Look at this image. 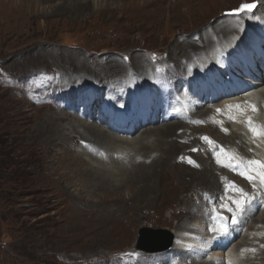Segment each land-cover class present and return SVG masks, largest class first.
I'll use <instances>...</instances> for the list:
<instances>
[{
  "label": "rangeland",
  "instance_id": "374dc122",
  "mask_svg": "<svg viewBox=\"0 0 264 264\" xmlns=\"http://www.w3.org/2000/svg\"><path fill=\"white\" fill-rule=\"evenodd\" d=\"M262 1L0 0V264H172L173 261L175 264H194L189 254L173 248L177 242L176 232L189 216L187 209L196 201V206H199L201 199L206 200L208 195L214 196V189L209 185H199L195 192L188 191L186 184L179 182L174 175L173 179L165 178L169 190L162 195L155 192L151 205V202L145 205L143 200L138 203L137 199H131L130 195H136L137 188L130 190L123 187L118 195H100V192L94 194L93 188L82 189V185L78 187V191H75L76 188L67 189L66 184H72L75 177L63 163L64 160L61 162V159H56L55 154L60 153L65 146L73 153L81 148V143H76L74 148L76 141L70 139L63 143L64 146L54 147L50 151L46 143L48 139L39 131V124L40 121L48 120L47 118L53 120L56 116L61 117V111H65L63 107L66 108L75 100L77 107L79 106L75 114H79L83 107L78 103L80 96L68 91L76 87L81 91L88 84L94 87H98L99 83L109 84V79L98 77L112 63L120 67H113L114 69L107 70L108 73L117 71L122 76L129 73L133 77L134 70L143 72L150 67L152 75L158 72V77H163L166 74L177 84L196 74L195 69L188 71L184 65L190 63L189 60L202 61L206 55V50L200 56L196 51L194 54L188 49L184 54L187 55L190 51L189 56L183 58L177 45L193 41L198 34L202 36L225 21L233 25L239 19L248 21L246 25L256 29L264 38V13L258 12V16L247 10L240 11L244 4L254 3L258 6ZM223 45L227 48L232 43L228 40ZM79 63L85 67L82 69ZM257 63L264 70L259 56ZM256 74L263 82L264 74ZM153 77L155 76H151L146 83L149 84L151 80L155 82L157 78ZM97 94L98 92L96 96L99 97ZM106 94L107 90L103 88L100 98H105ZM93 96L84 95L94 101L96 97ZM100 98L95 100L96 110L100 105ZM228 100L220 99L219 107ZM83 104L85 109L87 102L83 101ZM97 111L94 112V120L98 118ZM90 114L94 117L92 112ZM221 119L222 117L215 116L213 120H217L224 137L230 136L228 128L220 127ZM198 123L205 126L204 122ZM156 126L160 125H151L148 128L153 129L147 131L161 129ZM210 130L198 128V134H204L201 137L202 143L211 145L222 142L223 148L233 150L241 158L249 151L248 146L236 147L228 141L230 137L217 138ZM87 145L85 144L86 147ZM78 153L87 162L92 160L88 152L79 150ZM188 154L183 160L189 163L191 170L201 172V159L192 153ZM136 155L128 154L124 164L136 163ZM182 165L184 166L183 162ZM61 173H65L66 177L61 179ZM118 178L123 180L120 176ZM197 182L199 183L198 180ZM158 187L156 184L155 189ZM220 187L221 184L217 181V188ZM227 187L239 192L236 181L228 182ZM187 189L190 190L191 187ZM177 196L182 202L176 201ZM190 198L193 202L188 208L181 205L188 203ZM73 204L75 207L71 211ZM225 205L223 204L224 207ZM120 206L126 208L123 209L125 215H120ZM217 209L216 207L215 210ZM74 210L81 215L78 213L80 216L76 217ZM72 214L74 215L71 216ZM260 215L262 212L257 211L245 219L258 220ZM223 217L217 221L223 227H228L224 221H228L230 217ZM208 224L209 228H213L212 220ZM233 224L230 223L232 227ZM142 228L146 230V238L149 239L155 237L153 231L162 230L163 233L158 234V242H166L169 235H173V247L156 254L140 253L136 250V245ZM247 234L251 237L248 238V245L235 251L245 254L240 255L238 262L246 260L245 252L256 255L264 248V224L261 223L253 228L244 225L229 248L245 240ZM219 251L223 252V260L228 264L226 256L230 251ZM212 253L214 250L210 252ZM210 256L212 255L203 258L209 260ZM231 256L237 257L234 253Z\"/></svg>",
  "mask_w": 264,
  "mask_h": 264
},
{
  "label": "bare ground",
  "instance_id": "6f19581e",
  "mask_svg": "<svg viewBox=\"0 0 264 264\" xmlns=\"http://www.w3.org/2000/svg\"><path fill=\"white\" fill-rule=\"evenodd\" d=\"M259 4L260 5L253 11L248 12L256 15H258V12L264 13V9L262 8V6H264V0ZM62 6L63 5H61V7ZM67 8L68 7H66V9ZM228 20L233 21V19ZM246 24H248V21H243L242 19L235 20L233 24L235 27L234 30L232 23L225 21V23L215 27L210 32L204 35L202 34V36L198 34L196 39L186 42L196 45L202 44L204 45L203 47H197L193 44L186 43L182 46L177 45V49L179 48L183 58L189 56L188 54L190 51L187 55L184 54L188 49L193 51L194 54L196 51L200 56L201 53H204V50H206V55L202 61L197 59L189 60V64L184 63L186 64L184 67H186L188 71L195 69L194 71H196V74L192 77H186V80L185 78L182 79L180 83L174 84L171 89L173 91L171 92L173 102L174 100H183L182 104L185 109L184 117L176 118L169 122H163L162 125L156 126L161 127V129L147 131L153 129L148 128V126L152 124L149 119L150 116L146 115L145 117L149 123L147 125L143 124L144 122L140 121L138 118V112L143 105V98L146 97V91H154L152 87L147 88L146 85V82L151 76H155V74L152 75L153 73H150L151 68L148 67L143 72L137 71L136 69L133 71V77H130L128 75L129 73L126 76H122L119 71V73H117V71L108 73L107 70L113 67H120L114 66L115 63L106 66L108 68L104 70L105 72L103 74H99L98 77L100 79H109V84L99 83L100 85L98 87L88 84L84 85L81 91L79 87L75 89L72 88L68 91V93L73 92L74 94H79L81 106L84 107L83 101L87 102V106L83 110L84 117H82L80 113L75 114V110L77 109L72 102L70 105L66 106V108L63 107L65 111H61L63 114L61 117L56 116L53 120L47 118L48 120L45 119L40 121L39 124V131L45 134L48 139L46 143H48L50 151H52L54 147L62 146L64 142L70 139L76 141L74 142L75 144H73L74 148H76V143L77 145L81 143V148H78L76 151L71 150L73 153L65 146V148H62L64 151L62 150L60 153L55 154V156L57 155L56 159H61V162L64 160L63 163L66 164V167L70 168L69 172L75 177L74 184H66L65 187L67 189L76 188L75 191H78V187L82 185L80 187L82 189L85 187L93 188L94 194L100 192V195H118L123 187L130 190L137 188L136 195H130V197H132L131 199H137L136 202L138 203H141L142 201L140 200H143V204L145 205H148L152 201L155 192L162 195V193L169 190L165 178L169 177L173 179L174 175L179 182L186 184V190L188 191L195 192V189L199 185H209L214 189L215 192L213 194L215 197H210L208 195L206 200H199V206H196L198 202L196 201L188 208V205L193 202L192 198H190L188 203L184 202L181 204L188 208L187 212L189 216H187L186 221L183 222L185 225L182 224L179 231L176 232L177 242H175L174 247L173 245L172 247L189 254L194 264H225V260H223L225 257L223 252L219 251L220 249L221 251L227 249L230 251L226 256L228 258V264H264V256H262L264 255V248L256 255L245 252L246 260L238 262L239 257H241L240 255L244 253H235V251L248 245L247 243L250 241L248 238H251L250 234L245 236V240L229 248L232 234L229 235L228 238H221L219 235L224 229L229 227H223L222 225L219 227L216 225L217 219H222L224 218L223 216L230 218L232 216L236 218L240 217L242 218V225L237 227L236 223H234L232 232L234 236H239L238 234L242 231L244 225H249L253 228L254 225L258 223L264 224V183H261L260 180L257 179L255 181L256 187H253L252 182H249L245 178L242 179V177L235 174L227 167L229 163L236 164L237 161H244L245 163L249 160L264 161V134L256 135L251 131L252 128H255L258 132L264 133V80L261 82L259 76L256 74L262 72V68H259L257 59L258 56L260 57L261 55L262 57H260V60H263L264 38L256 29H251ZM228 40L232 45L224 48L223 43ZM236 53L237 55H235ZM245 65H247L249 70L244 74L246 75L244 77L248 78H242L245 84L240 83L238 85L234 82L238 79L240 74L245 72L244 68H247ZM79 66H81L82 69L85 67V65L83 66L82 64ZM184 74L185 73H183V75ZM181 84L184 86L182 89L180 88ZM96 88L99 89L96 91ZM103 88H106L107 94L105 98H100ZM94 90L99 93L97 95L102 105L101 109L97 112L100 116L96 121L94 120L95 117L90 114V110H95V103L92 99L85 98L87 95H91ZM227 98L229 100L222 103L219 107L220 99L224 100ZM123 104L127 107V111L131 112V119L134 126L131 130L126 129L123 132L120 131L115 133L112 132L105 123L108 121V118H110L109 115L114 113L118 107L123 106ZM208 105L210 107H208ZM253 107H255V111H253ZM215 113L219 115H215ZM160 115L161 113H159L157 117V123L159 124ZM68 116L70 118H68ZM215 116L222 117V119L219 120L221 124L220 127L228 128L231 132L230 136L224 137L222 130L216 122L217 120H213ZM250 120L251 123H249ZM118 121L121 123L126 122L124 117H115L113 123L117 124ZM200 121L204 122V127L198 125ZM198 128H210V131L216 134L217 136H214L217 138L225 139L230 137L228 141L235 144L236 147L242 148L243 145H246L249 151L244 153V156H242L244 158L239 157L230 149H228L230 155L226 153L224 156H220L219 150H225L222 148V142L220 144L215 143L211 145L202 143L201 137H203L204 134H198ZM85 144H88L87 147ZM79 150L88 152L89 155L92 156V160L90 161L89 159L90 162L84 160L85 158L78 153ZM183 151L192 153V155H196L201 159L199 162L200 166H202L200 167L202 168L201 172L198 173L191 170L189 163L183 160V157L189 156V154H185L186 152L184 153ZM131 153L137 154L136 160H134L137 162L126 163L125 165L124 161L128 154ZM140 157H142V160ZM179 157H181V159ZM249 171L251 170L249 169ZM61 174L60 178L63 179L65 173ZM118 176L122 177L123 180H120ZM197 180L199 183H196ZM217 181L221 184L219 189L217 188ZM232 181H236L238 184L239 192H237L236 189L227 187L228 182ZM156 184L159 185L157 190L155 189ZM135 185L140 186L138 188L135 187ZM190 187V190L187 189ZM240 189L243 190V194ZM238 193L240 195L236 196ZM137 197H140V199L138 200ZM175 198H178V196ZM240 199L244 200L245 204H240ZM176 201L182 202L181 198L176 199ZM126 202H124V204ZM151 204L152 202L149 205ZM223 204H226V206L224 207ZM73 207H75L74 204L71 207V211ZM216 207L220 210H215ZM88 209L90 208L88 207ZM123 209L126 208L120 206V215H125ZM257 211L262 212L258 220H256L257 218L252 221L245 219L246 216L255 214ZM78 213L79 212H76L75 216L78 215ZM73 215L74 214L71 216ZM83 218L85 219V217ZM211 220L214 223L213 228H209L210 224L208 223ZM188 222L190 223L186 225ZM185 234H190L192 236L188 237ZM179 239H181V242H179ZM256 240L257 238L255 237L254 241ZM212 250H214V253L210 254ZM231 252L236 254L237 257L231 256L233 255ZM208 255L212 256L209 257V260H205L203 257H207Z\"/></svg>",
  "mask_w": 264,
  "mask_h": 264
},
{
  "label": "snow or ice",
  "instance_id": "6c2138e0",
  "mask_svg": "<svg viewBox=\"0 0 264 264\" xmlns=\"http://www.w3.org/2000/svg\"><path fill=\"white\" fill-rule=\"evenodd\" d=\"M257 7L256 4H244L242 6V8L240 9V11H253L255 8ZM253 111H255V107H253ZM249 123H251V120L249 121ZM251 131L256 134V135H262L264 133H260L257 131V129L252 128ZM205 139H207V137H205ZM228 167H236L232 164H228ZM241 167H243L245 170L241 171L239 174L241 176H244L245 179H247L249 182H252L253 187H256L255 181L257 179L260 180L261 183H264V161H259V160H249L246 163H242L241 165H239ZM249 169L251 171H249ZM233 187H235V185H233ZM241 193L243 194V190L240 189Z\"/></svg>",
  "mask_w": 264,
  "mask_h": 264
},
{
  "label": "water",
  "instance_id": "95a60500",
  "mask_svg": "<svg viewBox=\"0 0 264 264\" xmlns=\"http://www.w3.org/2000/svg\"><path fill=\"white\" fill-rule=\"evenodd\" d=\"M145 229H141L139 232V239L137 241V245H136V250L141 252V253H159L162 251H166L168 249H170L173 245L174 242V237L173 235H169V240L166 242H159L158 240H160V237H158V234L163 233L162 230L159 231H153L152 233H155V237H152L151 239L146 238V234H145ZM149 241V243H148ZM147 242V244H146ZM152 242V243H150ZM161 243V244H160ZM150 244V245H149Z\"/></svg>",
  "mask_w": 264,
  "mask_h": 264
}]
</instances>
